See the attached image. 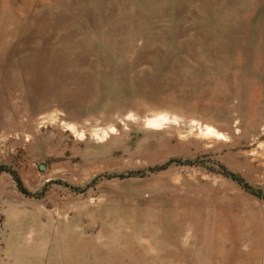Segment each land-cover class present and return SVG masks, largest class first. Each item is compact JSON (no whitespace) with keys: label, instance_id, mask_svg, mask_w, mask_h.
<instances>
[{"label":"rangeland","instance_id":"1","mask_svg":"<svg viewBox=\"0 0 264 264\" xmlns=\"http://www.w3.org/2000/svg\"><path fill=\"white\" fill-rule=\"evenodd\" d=\"M0 264H264V0H0Z\"/></svg>","mask_w":264,"mask_h":264},{"label":"trees","instance_id":"2","mask_svg":"<svg viewBox=\"0 0 264 264\" xmlns=\"http://www.w3.org/2000/svg\"><path fill=\"white\" fill-rule=\"evenodd\" d=\"M166 166H167V164L164 165V166H162V167H160V168H158V169H163V168H165ZM15 178H16V180H17V182H18V186L20 187V190L23 191L24 193H26V190L24 189L23 184H22V182L20 181V179H19L17 176H16ZM244 187H245L246 190L250 191L252 194L258 195L257 193H255L254 191H252V189H251L247 184L244 185ZM258 196H259V195H258Z\"/></svg>","mask_w":264,"mask_h":264},{"label":"bare ground","instance_id":"3","mask_svg":"<svg viewBox=\"0 0 264 264\" xmlns=\"http://www.w3.org/2000/svg\"><path fill=\"white\" fill-rule=\"evenodd\" d=\"M164 121H165V119H164ZM154 123V122H153ZM152 123V124H153ZM160 123V122H159ZM155 124V123H154ZM205 132H206V134H208V135H212V136H216V137H220L221 136V134L220 133H218L214 128H212V127H209V126H207L206 128H205Z\"/></svg>","mask_w":264,"mask_h":264},{"label":"water","instance_id":"4","mask_svg":"<svg viewBox=\"0 0 264 264\" xmlns=\"http://www.w3.org/2000/svg\"><path fill=\"white\" fill-rule=\"evenodd\" d=\"M40 169H41V170H43L44 168H43V167H41Z\"/></svg>","mask_w":264,"mask_h":264}]
</instances>
